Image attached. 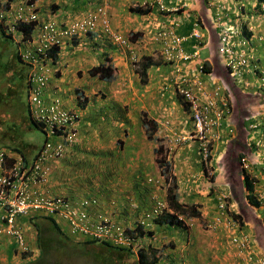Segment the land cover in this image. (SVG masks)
Wrapping results in <instances>:
<instances>
[{
	"label": "crops",
	"instance_id": "crops-1",
	"mask_svg": "<svg viewBox=\"0 0 264 264\" xmlns=\"http://www.w3.org/2000/svg\"><path fill=\"white\" fill-rule=\"evenodd\" d=\"M18 1L21 0H12V6ZM144 1L150 0H36V4L42 19L58 18L59 21L78 17L80 16L78 14L89 6H104L113 30L124 35L138 29L144 31V36L138 37L137 42L143 39L149 41L162 21L175 23L177 32L186 34L191 28L192 21L199 18L203 25L201 42L195 44L196 41H194L193 44L191 39L185 42L188 50L198 49V57L189 63L186 71L197 69L199 64L205 63L204 67H206L201 77L207 81L206 88L212 90L215 85L221 84L227 101L224 117L219 121L218 127L212 129L211 132L212 176L209 177L204 172L196 142L187 140L175 142L190 133L192 119L187 104L177 94L176 85H171L169 81L173 74L170 72L169 65L153 57L154 65L148 69V83L142 84L138 73L128 64L127 50L106 36L105 39H98L104 35L97 33V35L80 36L63 45L61 56L59 55V61L56 63L61 68V75L58 79L57 77L52 78L47 89L48 95L55 94L61 97L69 107H75V89L80 87L92 100L80 111L78 131L79 136L86 142H83L81 147H76V151L72 154V151L65 154L62 161L55 162L50 187L56 192L55 188L59 186L57 192L67 193L68 196H82L89 193L96 196L93 193H97L100 188L105 194L106 191L114 190L119 185L135 189L139 193L145 189L150 196L148 194L143 196L141 200L145 202L140 208V214L137 213V215H141L143 211L152 206L151 198L154 193L159 192L162 198L165 197V186L163 190H160L158 184L155 183L156 188L146 189L141 182L143 174L149 175L148 182L159 177L153 163L154 144L149 145L145 154L138 140L129 139L128 146L123 147L121 145L118 147L117 143L118 130L127 127V137L138 134L141 141L144 128L140 123V114L146 111L160 124L158 134L174 141L170 143V152L167 155L171 163L169 175L170 178L171 175L174 178L178 201L195 205L200 213L195 219L205 217L204 221L209 222L221 212L217 206L216 192L224 190V193L229 196V208L232 212L235 211L236 214L241 215L237 233L234 230L225 229L221 224L214 230L201 232L197 230L196 220L193 224L186 221L183 227L167 222L153 223L149 230L154 231L153 237L157 242L163 240L167 243L175 239L172 234L166 237L168 233L164 226L181 230L180 238L185 237V243L181 246L178 241L174 242L175 245L172 248L161 249L162 251L158 253L162 254V258L154 264H212L209 260L212 259L213 254L220 261H224V264L230 260H232L230 264H258L260 260H264V202H260L258 207L250 206L245 200L247 192L244 191L243 183L244 174L248 173L259 182L255 183V192L264 186L262 158L264 150L262 151V148L255 145L257 139L264 141V128L262 127L264 122V45L255 34H252L251 41L254 39L252 46L255 49L254 59L257 68L249 66L243 75L244 83L235 85L236 81L233 83L230 76L222 70L223 62L217 51V34L214 33L215 29L211 24V10L206 0H162L166 7L177 5L185 7L184 10L169 15L159 14L157 5L152 6L151 12L143 15L130 10L131 7ZM246 2L243 10L248 16L252 10V1L246 0ZM228 5L232 7L231 1ZM112 50H114V63L119 70L117 77L104 84L89 77L85 70L98 62V51ZM203 50H206L205 56L201 55ZM146 53H151L148 47ZM211 73L217 76L210 81ZM166 81L170 84V89L168 88L167 94H163L161 86ZM227 87L230 91L225 90ZM100 94H104L105 99H101ZM133 101H135L134 106L131 105ZM166 121L168 125L165 124ZM254 122L261 123V129L258 132L250 128L251 123ZM99 130H102V135ZM36 152L34 147L25 148L28 158H32ZM259 154L261 161L255 164L254 162L259 159ZM241 157H245L250 162L248 172H241L239 165ZM76 161H80L79 164L85 167V174L93 179H91L92 185H82L81 181L76 180V172H73L76 168ZM94 167L99 169L98 176L95 175L96 178L93 176ZM147 170H149L148 173ZM152 175L155 177L152 178ZM161 178L163 179L162 176ZM163 182L165 183L164 179ZM98 193L102 202L105 203L106 194ZM242 206L245 208L243 209ZM182 216L184 219L193 217ZM26 219L19 218L18 223L23 225L27 238H31L34 231L33 226ZM60 222L66 225L64 221ZM121 223H123L122 220ZM128 223H130L129 218L128 222L123 224ZM155 229L159 231V236ZM232 233L238 236L241 233L246 234L250 250L237 252L229 242H225L230 239ZM148 238L150 236L145 237V241ZM196 241H199V244ZM208 243L212 245L211 249L206 248ZM12 244L11 238L0 235V260L11 257L8 255L14 248Z\"/></svg>",
	"mask_w": 264,
	"mask_h": 264
},
{
	"label": "clouds",
	"instance_id": "clouds-1",
	"mask_svg": "<svg viewBox=\"0 0 264 264\" xmlns=\"http://www.w3.org/2000/svg\"><path fill=\"white\" fill-rule=\"evenodd\" d=\"M161 3L162 0H160ZM229 1H231V6L230 7L228 5ZM252 2V10L251 12L248 14L245 13V11L243 9H245V5H246V0H206L207 5L209 7V9L211 10V16H212V20H211V24L212 27L215 29L214 33L217 34V51H218V46L220 44V26H218V23H221V26L228 28L232 33H233V38L235 43L238 44V46L241 49H244L246 51V54L248 56V67L249 66H253L255 69L257 68V63H255V56L254 54H252V48L253 46H251V38H252V34L256 35V38L258 40H260L263 45H264V0H251ZM86 4H88L86 2ZM154 5L158 6L159 11H165L168 12L169 15L171 13H177L179 11H182L185 9V7L177 5L174 7H166L164 4V9L162 10L160 8V5L158 4V2L156 0H150V1H144L141 4H139L140 7L145 8V7H152ZM137 6V5H135ZM133 6V7H135ZM219 6V7H218ZM218 7V9H217ZM54 11V10H53ZM80 16L75 17V18H70V19H66L64 21H59L58 18H46V19H42L40 17L39 14V8L36 4V0H21L18 1L17 3H15L12 6V0H0V23L4 24V28L5 31L7 33H11V35L13 37H15L16 41H18L19 46L18 49L20 50L21 55L23 56V61H25L26 63H28L31 67H30V71L33 68H38L39 66L45 67L47 69V81L44 84L42 90L40 91V102L39 104H35L32 103L31 101V94L28 95L27 97V102L30 106V108L33 110V115L34 116H39L40 114V107L39 105L44 101L45 99L48 98V95L46 94L47 92V87L50 86V82L51 80L48 81V78L51 74L52 70H55L56 68L59 67V65L57 64H51V63H45L43 62V60H49L46 59L44 57H40L41 54H45V52L48 50L47 47H45V45H47L48 43H57L60 45V47L62 48L64 44H66L67 42H70L80 36H90V35H97V33L103 34V37H98V39H105L104 37H108L110 38L115 44H117L120 47H123L125 50H127L128 52V64L129 66L135 70L137 72V70L140 67V63L141 60L143 59V61L146 60L147 57H149L151 60L153 57H155V60L160 59L163 60L164 62H166L169 67H170V72H173L172 76L174 78V85H176V91L178 96L187 104L188 109L190 111V115L192 114L191 112V107L190 104L184 100V96L183 94L180 93V88L183 86V82L182 79L184 77L189 76L192 74V72L197 71L199 68H202V72L199 74L200 79L203 81L204 84V88L207 92L209 91H215L218 89V92L220 93V95H224V90L223 88H221V84H211L212 86H214L212 88V90H208L206 88L207 86V81L204 80L201 75H203L204 70H205V63H201L199 64V67L197 69H192L189 71H186L188 69V65L189 63H191V61H193L196 57H198V49H193V50H188L185 47V42L187 40H194L196 41L195 44H198L199 42H201L202 36H203V25L202 22L199 18L194 19L192 21L191 24V28L189 30V32H187L186 34H178L177 29L175 28V23L171 22L168 23L167 21H162L160 26L157 27L153 33V35L150 37L149 41H146V39H143L142 41H138L137 42V36L136 35V39L134 40V42L130 41V35L136 32H139L140 35L144 36V31L143 30H137V31H133L130 34H121L115 30H113L110 26V22H109V18L108 15L106 13L105 7L104 6H89L85 11H82L80 14H78ZM143 15V14H142ZM227 18L229 19V21L233 20V22L230 24L227 21ZM82 21H89L90 23H93L92 27L87 28L85 31H81L80 29H78V27L73 30L72 28L75 26L76 23H81ZM21 23H34L33 26V30H32V38L26 39L25 40H21L20 39V35L19 30L17 28V25L21 24ZM258 23V26H255L254 24ZM194 29H197L198 32L200 33V37L196 38L193 37L191 35V33L193 32ZM166 31L168 33H170L171 35H173L176 38H180V48L181 50L185 53L188 54L190 57L188 59H183V58H179L177 56L176 50L171 49L170 45H171V36L168 39L167 43H165L164 40H160L157 38V34L159 31ZM257 30V31H256ZM249 32V37L246 35V33ZM249 45V50H246L245 47L243 48V45ZM147 47L151 50V53H146ZM196 48V47H193ZM172 50L173 51V57L171 59H168L167 57H165V53L166 50ZM98 62L96 64L91 65L87 70H85V72L87 73V75L89 77H92L88 74V70L95 65H98L99 63L104 62V60L107 58L110 59V64L112 65L113 69H114V79L117 77L119 70L118 67L115 65L114 63V58H113V53L114 50L109 51V52H105V51H98ZM194 52L196 53V55L194 56ZM39 53V57H37ZM219 53V51H218ZM220 60L223 62L222 65V70L223 72L227 75L230 76L224 62L225 60L222 58V56L220 55ZM42 60V61H41ZM253 61V63H252ZM247 67V68H248ZM245 73V72H244ZM243 73V75H244ZM212 74V73H211ZM95 78L97 81H99L100 83L104 84L108 81H105L103 79H99L97 77H93ZM230 78L233 80V83L236 81V84H240L243 82V76H241L240 80L233 79L231 76ZM113 79V80H114ZM111 80V81H113ZM109 81V82H111ZM141 82V81H140ZM148 81L146 83H142V84H147ZM244 83V82H243ZM172 85V83H171ZM226 91H230V88L227 87L225 88ZM76 91H81V93L85 96H87V103L80 107L77 104V93ZM212 92V93H213ZM211 93V92H209ZM99 97L101 99H105L104 94H100ZM91 97L84 91L83 88H77L75 89V107H69L65 104V102L63 101V99L57 95L52 96L50 102L46 105V108L48 109V113L49 116L52 118L53 122L55 123V126L57 128L58 131H60V127L63 129L67 128V127H71L73 130H70L68 132V134H65V131H62L61 133L59 132H53L52 128L53 126L51 125V134H53L58 140L59 143L62 145V147L64 146L62 144V142L69 147L71 150H75L76 147H81L82 143L86 142L85 139H82L79 136V131H78V126H79V121H80V111H82L87 104L91 103ZM151 118V117H150ZM65 119V125L62 124V120ZM154 122H156L153 118H151ZM192 119V117H191ZM157 126H156V130L154 131V136L152 139H147L146 135L144 134V129H143V140H146V144L148 143V147L151 143L154 144V148H153V163L155 165V153L154 150L157 146H159L160 144L163 145L164 147V158L166 156V159L168 160V152H170V143L174 142L172 139L169 140L168 137H163L160 136L158 133V126L160 125L158 122H156ZM166 125H168V121L165 122ZM64 126V127H62ZM262 127L264 128V122L262 123ZM250 128L253 129V131L258 132L259 129H261V123L259 122H254L251 123ZM128 131V127L127 128H123V129H119L118 130V136H117V143H118V147L121 146H128L125 145V141L124 138H127V132ZM193 132V123H192V129L190 130V133L186 136H182L180 139H177L175 142H179V141H193L196 142L198 144V149L199 148V142L196 140H191L188 139L187 137ZM140 137V135H139ZM51 142V141H50ZM56 144V145H57ZM45 145V144H44ZM255 145L256 147H260L262 148V151L264 150V141H262L261 139H257L255 141ZM148 147H146V152L148 150ZM209 148H210V154H209V158L207 163H204L202 161V156H201V164L203 166L204 172L205 174H207V176L211 177L213 174V170L211 169L212 164H211V147H210V140H209ZM166 150V151H165ZM0 151H3L4 153V157H8V158H12L14 159L15 156H19L16 153H13L9 150H6L4 148H0ZM200 151V150H199ZM145 152V154H146ZM201 154V152H200ZM21 157V156H20ZM241 158H245V157H241ZM241 158L239 159V165H240V161ZM262 158L264 161V153H262ZM246 159V158H245ZM58 161L57 159L52 158L49 162V166H50V172L48 174V179H47V187L49 188V190L53 193L56 194V192L54 190H52V188L50 187V180L52 177V173H53V167L55 162ZM247 163H248V168H244L249 170L250 169V162L246 159ZM261 161L260 159V154H259V159L258 161L254 162L255 164L257 162ZM7 165L11 164L9 160H6ZM33 163V162H32ZM30 168V166L28 167ZM240 169L242 170L243 167L240 166ZM210 170V174L208 173ZM159 177L157 179H155V183L158 184V187H160V190H163L164 186L166 187V195H167V187H169L172 182H168L166 185V181L165 178L161 175V173L159 171H157ZM161 176L163 177L165 183L163 182V179L161 178ZM149 180H151V178H149ZM163 183V184H162ZM162 184V185H161ZM264 187V186H262ZM262 187L260 188V190L255 192V195L257 196V198L259 199L260 202H264V196H262L261 198H259V194L262 192ZM60 195V194H59ZM153 198L152 199V206L151 209L154 206V203L156 202L157 199H164L166 201L167 204V199L166 196L165 197H161L159 195V192L154 193L153 194ZM84 196H91V194H85ZM216 200H217V206L218 208H220V213L219 215L215 216L214 219H212V221H205L204 222V227L207 230H214L218 225H223V227L225 229H229V230H234L235 233H237V228H238V221L240 218H234V214H236V212H232L231 208H229V196L227 194L224 193V190H217L216 192ZM223 203V207L220 206V203ZM184 204V203H183ZM243 207V206H242ZM241 207V208H242ZM245 208V206L243 207V209ZM252 208V207H250ZM150 209V210H151ZM112 212V210H110L108 213ZM149 212V211H148ZM145 213V218L147 219H151L152 221L158 217L159 215H163L165 213H171L172 210L169 208L168 204L166 205V208L157 215H152L150 218H148L146 215L147 213ZM41 215L43 213H41L40 211H33V212H29L27 214H23V215H19L15 218V222L16 225L21 229L22 234H23V243L26 246V250H23L22 247L20 246V244L18 243L17 240H15V238L6 235V234H0V235H5V237H9L13 240L14 243V248L11 250V257L9 259L5 258L4 260H0L1 264H22L23 262H32L36 259H38L39 254H40V249L37 245V235L35 232V229L33 227V234L31 238H27V235L25 233L24 227L22 224L18 223V219L19 218H26V217H31L32 215ZM44 215V214H43ZM106 215V214H105ZM107 216V215H106ZM185 216V215H184ZM189 217V216H186ZM197 216H193L192 218H195ZM179 218L183 219L184 224H186V221L192 219V218H186L184 219L182 215H179ZM219 219V221H215L216 219ZM231 221L230 225L228 226L226 224L227 220ZM57 221H64L61 219H56ZM65 222V221H64ZM140 223V225L143 226V224L145 223V226H143L144 230H149V228L151 227V223L148 221H146L144 218L141 219H137L135 218V221L133 223ZM66 223V222H65ZM170 224V223H168ZM1 225V222H0ZM32 225V224H31ZM132 225V223H128V224H121L119 223L118 226L122 227L125 229V231L127 229L131 230L130 226ZM173 225V224H171ZM33 226V225H32ZM67 229L69 231V226L66 223ZM70 233V232H69ZM152 233L154 234V231L152 230ZM234 233V234H235ZM147 235L150 236V238H148L146 241L145 240H138L140 243L139 245H143L142 248H146L144 251L146 252V254L148 255V261L143 263V264H154L156 261H158L159 259L162 258V254L158 253L159 251H162L161 249L163 248H172L173 245H175V243L173 242V240H170L169 242H164L163 240H160V242H157L155 240V237H153L154 235ZM233 234V233H232ZM231 235L230 239L228 241L225 242H229L231 247L233 249H235L237 252H242L245 250H250V244L248 241V238L246 236V234H242L240 236L238 235ZM145 236V237H147ZM234 236H238L237 238L239 239H245L246 241V246L245 248H242L240 245L238 244H234L231 242L232 237ZM139 245L137 243H135L134 247L131 248V250L135 253L138 252L139 249ZM153 247L155 248L156 251V256L152 255V253L150 252L149 248ZM247 248V249H246ZM154 258H157V260H155V262L153 261ZM137 260H139L138 254H137ZM264 262V260H262ZM142 264V263H140Z\"/></svg>",
	"mask_w": 264,
	"mask_h": 264
},
{
	"label": "trees",
	"instance_id": "trees-1",
	"mask_svg": "<svg viewBox=\"0 0 264 264\" xmlns=\"http://www.w3.org/2000/svg\"><path fill=\"white\" fill-rule=\"evenodd\" d=\"M261 1V0H259ZM132 12H135L137 14H147L151 12L152 7H145L142 8L139 5L135 7H131L130 9ZM159 14H168V12L165 11H158ZM34 23H21L17 25V28L19 30V35L21 40H25L32 38V30H33ZM0 34L6 41L12 42V49H10V53L8 57L5 58V55H3L2 51H0V103L4 105L5 110H10L12 108L11 105L15 104L19 98L21 97V94L26 93L27 97L28 95L32 93H37V95L40 97V91L42 90L44 85L36 84L34 81L35 74L39 72V70H33L30 72V65L23 61V56L20 53V50L18 49L19 43L16 41L15 37L11 35V33H7L4 28V24L0 23ZM178 34L179 31H178ZM249 32L246 33V35L249 37ZM137 37H140V33L136 32L130 35V41L134 42V40ZM2 38L0 39V45L5 44L4 40ZM3 43V44H1ZM47 47V51L45 54H41L40 57H44L49 60H43L45 63H51L56 64L59 60V55L61 56L62 48L57 43H48L45 45ZM1 50V49H0ZM39 57V53L37 55ZM42 61V60H41ZM154 65L152 60L147 57L145 61L143 59L141 60L140 67L137 70V73L139 75L141 83H146L148 81V69ZM30 72V73H29ZM88 74L92 77H97L99 79H103L105 81H111L114 79L115 73L112 65L110 64V59H105L104 62L99 63L98 65L92 66L88 70ZM61 75V68L58 67L55 70L51 71V74L48 78V81L52 78L57 77ZM169 81L174 84V78L173 76L169 79ZM170 89V84L166 81L165 84L161 86V92L168 93ZM48 89V87H47ZM77 93V104L82 107L87 103V96L83 95L81 91H76ZM47 94V92H46ZM48 95V94H47ZM55 96V94L48 95V98L45 99L44 103L42 102L40 107V114L39 116L33 115V110L30 108L29 104L28 106V113L26 115L25 111L23 110V107L19 108L17 111L14 109L11 111L9 115L8 121L12 120L7 127L3 130H0L1 134V140L3 141L2 145H0V148L7 149L13 153H16L17 155L21 156L24 168H28L32 165V162L35 160L38 153L42 150L44 144L46 141H51L52 146L54 147L57 143H59V140L51 134V125L53 126L52 130L53 132H59L65 131V134H68L70 130H73L71 127H67L62 130L60 127V131L57 130L55 123L53 122L52 118L49 116L48 109L46 108V105L50 102L51 97ZM21 100L18 102V105H21ZM18 115V116H16ZM15 117L16 120H13ZM26 118V119H24ZM24 119V121H23ZM65 119L62 120V124L65 125ZM27 123V125L25 124ZM140 123L142 127L144 128V134L146 135L147 139H152L154 136V131L156 130V122H154L150 115L145 111L141 112L140 114ZM64 127V126H62ZM38 129L42 135H43V141L39 144L37 147V152L32 158H28V155L25 153V148H33L36 147L35 144H33L32 140H27L25 137L27 134H31L32 130ZM50 129V130H49ZM31 132V133H30ZM128 132V131H126ZM25 136V137H24ZM64 145L62 149L60 150V154H58L57 158L58 161H62L65 154H68L71 152H75L76 150H71L69 147H67L63 142ZM166 151V150H165ZM155 153V168L157 171L161 173V175L165 178L166 183L172 182V184L167 187V204L169 208L172 210L171 213H165L163 215H159L153 220V223H163L167 222L173 225H176L178 227L184 226L183 219L179 218V215H185V216H198L200 213L196 209L197 207L195 205H188L183 204L178 201V198L176 196V184L174 181V178L171 175L170 178V169H171V163L169 160L166 159V156L164 158V147L162 144L157 146L154 150ZM6 160H9L10 163L14 162V159L12 158H5ZM77 164L76 168L73 172L81 170V173H76V180L81 181L82 185L89 184L92 185L91 179L85 174V167L83 165H80V161H76ZM248 172L247 169H242L241 172ZM93 180V179H92ZM255 183L258 184V180L254 178L251 174H244V191L247 192L245 195V200L250 204V206L258 207L260 205V201L257 198V196L254 194V186ZM98 189V188H97ZM53 192V191H52ZM98 192H102L104 194V190L100 188ZM93 193L96 196H92V199L96 200L95 205L91 207L89 211V223L92 225H95L99 219L100 216L108 214V219L110 222H112L115 226H118L119 223H121V220L124 222H128L129 215L126 213V211L120 212V209L118 208V203H115L111 200H104L105 203H103L102 199H100L99 193ZM59 193L56 191V194ZM60 194V193H59ZM91 194V193H90ZM105 195V194H104ZM120 205V204H119ZM234 218H240V213L234 214ZM27 222H31L33 225L36 235H37V245L40 249V254L38 259L32 261V262H23L22 264H65L62 263L63 259L69 255V252L71 254H84L89 255L95 259H102L103 261L107 262V264H114L115 261H117L119 264H140L145 263L148 261V255L144 251L146 248H142L143 245H139L138 240H145V236L153 234L151 230H144L143 226H145V223L140 225V223H132L131 230L127 229L126 233L133 237V241L130 245H120L115 244L111 242L110 240L101 239L96 236H92L91 234H86L84 236L81 235H72L69 233L67 226L63 225L60 221H57L56 218H54L50 214H35L31 217H26ZM121 223V224H123ZM89 225V224H88ZM90 226V225H89ZM134 242L139 245L138 252L135 253L131 250L132 246L134 245ZM152 255L156 256L155 248L150 247L149 248ZM58 254L59 261L53 259V255ZM137 254L139 257V260H137ZM157 258H154L153 261L155 262ZM94 264H96L94 262Z\"/></svg>",
	"mask_w": 264,
	"mask_h": 264
},
{
	"label": "built area",
	"instance_id": "built-area-1",
	"mask_svg": "<svg viewBox=\"0 0 264 264\" xmlns=\"http://www.w3.org/2000/svg\"><path fill=\"white\" fill-rule=\"evenodd\" d=\"M156 1L163 10L165 8L163 3L160 0ZM217 25L220 26L218 51L225 60L224 64L230 76L233 79L237 78L240 80L248 67L246 51L235 43L233 33L228 28L221 26V23ZM92 26L93 23L82 21L81 23H76L72 29L75 30L78 27L81 31H85ZM191 35L196 38L200 37L197 29H194ZM170 36L171 49L176 50L179 58L188 59L190 56L185 54L180 48V38L178 39L164 30L159 31L157 34V38L164 40L165 43H167ZM195 55L196 53L194 52ZM165 57L171 59L173 51L170 49L166 50ZM33 70H39L37 74L34 73L36 84L44 85L47 81V69L39 66L31 71ZM201 72L202 68H199L197 71L192 72L191 75H186L182 79L183 86L180 88V93L183 94L184 100L190 104L192 112L193 132L187 138L199 142L202 161L207 163L210 154L209 140L212 135L211 132L212 129L218 127L219 121L224 117L227 101L224 95H220L218 89L213 93L205 90L203 81L199 77ZM31 95L32 103L39 104L40 99L37 93H32ZM61 149L62 145L57 144L53 147L49 140L46 141L30 168H24V163L20 156H15L14 162L7 165L4 153L0 151V234L15 238L22 249L26 250L22 231L16 225L15 218L29 212L40 211L43 214H50L56 219L64 220L68 224L69 232L72 235L84 236L91 234L101 239L110 240L115 244L130 245L133 237L129 236L124 228L115 226L110 222L107 218L108 216H100L95 225L89 223V211L95 205V199L85 197L80 202H73L67 197L53 194L49 190L47 187V179L50 172L49 162L52 158L57 159ZM240 166L248 168L245 158H241ZM208 171L210 174V170ZM262 196H264V187H262L259 198ZM166 205L164 199H157L146 216L150 218L152 215L160 214L166 208ZM220 206L223 207L222 202ZM215 221H219V219L217 218ZM230 223V219L227 220L226 224L228 226ZM237 237H232L231 242L245 248V239ZM258 264H264V262L260 260Z\"/></svg>",
	"mask_w": 264,
	"mask_h": 264
},
{
	"label": "rangeland",
	"instance_id": "rangeland-1",
	"mask_svg": "<svg viewBox=\"0 0 264 264\" xmlns=\"http://www.w3.org/2000/svg\"><path fill=\"white\" fill-rule=\"evenodd\" d=\"M227 21H228L229 24H230V22L231 23L233 22V20L229 21L228 18H227ZM1 38L3 39V37L0 34V39ZM3 40H4L5 44L1 43L3 45H0V49H1L0 51H2L3 55H5V58H6V57H8V55L10 53V49H12V47H14V45H12V42L6 41L5 39H3ZM253 40L250 42L251 46L254 45ZM193 44H194V40H193ZM242 47L243 48L245 47L246 50H249V45L248 44L247 45H243ZM252 54H255V49L254 48H252ZM201 55L205 56L206 55V50H203L201 52ZM157 60H160V59H157ZM214 73H212L210 75V81L215 79L214 77L217 76ZM20 100H21L22 104L18 105V102ZM126 102H128V101H126ZM27 103L28 102H27V94L26 93L21 94V97L19 98V100L15 104L11 105L12 108L10 110L6 111L4 105L0 103V130H2V129L4 130L7 127V125L12 121V120L8 121V119H9V115H10V113H11V111L13 109L15 111H17L20 107L22 108L23 105H24L23 110L25 111V113L27 115V113H28L27 112L28 111ZM131 105L134 106L135 105V101L131 102ZM16 116H18V115H16ZM133 119L135 120L134 117H133ZM13 120H16L15 117L13 118ZM31 132H30L31 134H27L26 137L25 136L24 137L27 140H32L31 142L33 144H35V146H36V147H34V151H36L37 147L43 141L44 137H43L42 133L38 129L34 128V130H32ZM99 132H100L101 135L103 134L102 130H99ZM139 138L140 137L138 136V134L137 135H129L127 138H124L125 145H128L129 139H135V141L138 140V144H141L142 147H143L144 152H146L145 148L148 147V145L146 144V140H143V138H142L141 141H140ZM2 142L3 141L1 140V134H0V145L3 144ZM194 147H196V144H194ZM111 155H113V154H111ZM109 156H110V154H109ZM75 172L76 173L77 172L81 173V170L75 171ZM98 172H99V169L97 167H94L93 168V176H94V178H96V176H98ZM148 172H149V170H147V173ZM142 177L143 178L141 179V182L143 183L144 188H146V189H150L151 188L152 189V188H156L157 187L155 185V181L154 180H152L151 182L147 181V178L149 177V175L147 176V175L143 174ZM154 177H155V175H152V178H154ZM77 180H79V179H77ZM215 181H216V183H218L217 179ZM126 188L127 187H121V185L116 186V188H114V190L106 191L105 192V194H106L105 196H106L107 200H111V201H114L115 203H118V208L120 210L126 211V213L129 215V222L130 223H133L135 221V218H137V219L144 218L147 222L149 221L151 223V225H152L153 221L151 219L145 218V213L150 211L151 207L148 208L147 210L143 211V213L141 215H137V213L140 214V208L145 202V201H142L141 199H143V196L148 194V191L143 189L142 193H139L135 189L127 188L128 189L127 190ZM55 190L58 191L59 190V186L56 187ZM57 194H59V193H57ZM64 194H66V195H64ZM64 194L60 193L61 196H65V197H67L69 200H71L73 202H75V201L80 202L81 199H83L85 197L88 198V199H92L91 196H84V195H82V196H68L67 193H64ZM108 214L109 213H106L107 216H108ZM195 220L197 221V226H196L197 230H199L201 232H205L206 231V229L204 227L205 217H201V219L192 218V219H190L188 221L193 224V222ZM164 227H165L164 229H165L166 233H168L166 237H169L172 234L174 236V238H175L173 242H178L179 241L180 242L179 246H181V244L185 243V239H184L185 237L180 238L181 235L179 234V232L181 230H175V228L171 227V226H169V227L168 226H164ZM155 231H156V233L158 235L159 231H157L156 229H155ZM205 240H206V238H205ZM196 242H197V244H199V241H196ZM13 245H14V243L12 244V246ZM206 248L207 249H211L212 245L210 243H208V244H206ZM212 252L215 253L213 250H212ZM10 255H11V251H10V254L8 256L10 257ZM211 257H212V259L210 258V260L209 259L208 260L211 261L212 264L213 263H217V262H222L224 264V261H220V259H218V257H216L214 254ZM53 259L59 261L58 254H54L53 255ZM159 260H161V259H159ZM94 262L96 264H107V262L103 261L101 258L100 259H95V258H93V257H91L89 255H84V254H82V255L78 254L77 255V254H71L70 252H69V255L66 256L63 259L62 263H65V264H94ZM231 262H232V260H230L227 264H230ZM114 264H119V263L117 261H115Z\"/></svg>",
	"mask_w": 264,
	"mask_h": 264
}]
</instances>
